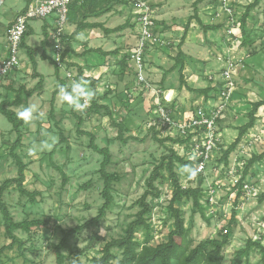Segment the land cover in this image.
<instances>
[{
	"label": "rangeland",
	"instance_id": "374dc122",
	"mask_svg": "<svg viewBox=\"0 0 264 264\" xmlns=\"http://www.w3.org/2000/svg\"><path fill=\"white\" fill-rule=\"evenodd\" d=\"M156 1L165 5L166 19H174L176 25L182 28L189 13H194L192 1L195 0ZM219 1H210L217 7L214 9V15ZM26 2L27 0H0V51L5 43L3 30L6 21ZM251 2L253 0H230L235 25L238 28L234 35L229 36L227 47H232L231 49L236 51V56L242 65L238 67L234 77L235 89L231 96V104L218 123L221 135L220 148L214 152L205 171L194 180L187 174H182L180 172L182 165L175 163L180 184L183 187L200 185L202 190L201 203L204 216L193 209L190 198L184 197L174 202V206L183 212L184 226L191 239L190 248L206 238L221 237L223 234L228 238L220 252L219 260L213 263L206 259L202 264H229L234 252L243 248L248 240L260 241L264 244V199L259 201V197L264 195V158L255 161L243 175L248 160L254 154L264 151V106L258 109L254 126L228 156V163H223L220 159L222 150L237 136V127L248 120L250 103L264 98V0L252 9L251 36L257 40L263 38L260 43L257 42L256 47L251 46L259 50L254 49L253 56H250L248 47L241 44L242 37L239 30L240 17L245 6ZM122 4L126 6L121 9L125 15L121 20L128 19L132 23L131 8L126 3ZM220 16L226 18V21L222 22L226 29L227 16L225 14ZM53 18L54 16H49L46 19L29 21L30 32L25 37V44L20 45L18 53L20 67L0 84V101H13L19 91L20 102L13 104L11 108L17 113L21 107L34 104L38 117L31 123L22 125V143L16 149V153L26 164L24 187L35 193L34 200L31 201L28 196L21 194L15 184L6 186L2 200L15 221L33 218L46 221L45 225L32 227L29 232L14 230L13 234L16 238L24 242L23 247L18 249L17 245H14L2 251L0 264H55L53 246L59 242L64 232L95 216L103 203L101 196L103 182L98 172L102 156L89 147L88 135L76 131L77 118L70 113L69 105L65 103L64 108L61 96H57L59 99L53 97V85L56 83L54 65L49 59H42L39 56L45 48L42 44L44 31L49 35L54 28ZM45 24L48 26L46 27ZM65 28L66 25L64 30ZM134 31L135 28L127 31V40ZM222 33L224 30L221 28L211 29L209 32L202 31L203 37L208 38L219 37L218 34ZM181 34L182 32L177 30L172 31L173 37H180ZM224 35L226 36L225 33ZM165 37L161 34V38L167 40ZM235 38L238 40L236 44H232ZM28 48H32L34 57L37 55V70L45 78L42 97L37 95L36 91L29 97L25 95V91L33 88L38 81V78L33 77ZM49 48L52 57L51 45ZM173 48L177 49L176 46ZM217 56L218 54L216 56L209 54L207 61L194 64V67L201 71L202 78L213 83L212 99L214 100L221 85L219 71L222 63L217 60ZM178 76L179 73L175 70L169 77L168 85L175 87ZM66 83L69 85V80ZM151 84L155 83L152 81ZM114 105L116 106V103ZM127 108V105H124L117 110L120 117L116 118L109 117L105 110L94 113L95 110L91 105L88 110L80 112L87 121L83 128L94 134V142L99 146L109 147L111 163L106 169L116 176L117 180L113 183V202L106 215L99 224L89 226L70 238L68 245L62 251L65 255L63 264H91L94 257L101 256L100 249L107 241L124 236L128 225L137 218L141 209L138 200L147 189L146 180L153 168L160 163L161 156L167 154L170 148L182 154L171 141L167 140L161 144L153 139V134L159 136L158 132L148 126L150 109L147 112V108L142 104L133 116L127 113ZM62 109L67 111L66 116L63 115ZM51 110L54 111V116L50 115ZM108 112L111 113L109 107ZM188 113L189 111L185 114ZM118 127L122 131V137L126 138L125 141L117 138ZM60 132H62V141H59ZM15 137L12 124L0 114V185L5 179L17 176L16 164L9 154L10 145ZM53 138H55L54 151L50 156L49 152L53 147L41 149L40 146L44 143H52ZM159 138L163 139V137ZM33 146H35L34 150L29 152ZM52 163L65 172L66 183H63L60 172ZM161 174L162 177L154 183L159 194L149 195L146 198L151 208L146 217L149 229L136 230V237L141 244L156 245L166 241L168 232L174 227L172 213L168 210L172 185L166 168L161 169ZM244 182L253 188L248 194L242 190ZM211 188L216 190L212 204L208 199ZM237 194L239 195L235 205ZM233 207L236 208V223L232 228H228ZM225 228L227 232H224ZM9 243L10 239L5 234L3 216L0 212V248ZM112 252L115 256L113 260L115 264L121 252L117 248H113ZM240 264H262L258 249L252 247Z\"/></svg>",
	"mask_w": 264,
	"mask_h": 264
},
{
	"label": "trees",
	"instance_id": "16d2710c",
	"mask_svg": "<svg viewBox=\"0 0 264 264\" xmlns=\"http://www.w3.org/2000/svg\"><path fill=\"white\" fill-rule=\"evenodd\" d=\"M80 0H71L69 3V11L67 16V22H73L75 20L76 9L78 2ZM95 1V0H92ZM101 3H107V1H112L114 3H126L124 0H98ZM199 0H196L193 5L196 6V3ZM260 0H253V2L247 4L245 6V10L240 17L239 23V30L240 35L242 37L241 44L243 46L248 45L249 37L246 32V21L250 15V12L254 7L258 5ZM195 18L197 22L200 24L203 30L207 29H217L219 25H205L203 24L197 17L196 8H194V13L188 19L187 24L184 28V33L180 39L178 47L182 44L183 39L186 36V32L190 23V20ZM129 20L125 23L118 25L114 28L108 29L104 28L100 23H77L75 30L72 34L83 27H101L105 32H115L118 30L125 29L129 26ZM132 25V24H131ZM134 25V24H133ZM30 32V29L24 34L21 45L25 44V37ZM47 33L44 31V39L42 40V44L49 43V39L47 38ZM64 40L66 41V47L69 48V39L64 35ZM100 51V50H96ZM28 55L32 61V73L33 77H37L38 81L33 88L30 90L25 91V95L27 97L31 96L35 91H37L43 82L42 74L37 71V64L33 55L32 48L27 49ZM182 54L181 50H178V53L175 58V66L180 64L179 56ZM42 59H49L55 68V73L57 72V64L54 60L48 58L44 52L41 53ZM183 65L182 63L179 66V82L182 84L184 83V78L182 74ZM80 75V74H79ZM62 85L63 82H61ZM61 85L58 86V90H56L53 95L59 91ZM187 89L195 91V92H208L210 88H201V89H192L187 87ZM19 92V91H18ZM17 92V96L13 101L8 100H1L0 101V114L4 115L7 120L12 124L13 130L16 134L15 140L10 145L9 154L14 159V162L17 167V176L12 178L5 179L2 184L0 185V212L3 216V225L5 234L9 237L10 243L6 246H2L0 248V253L7 248H12L14 245H17L18 249L23 247L24 242L16 238L13 234L14 230H22L25 232H29L32 227H38L41 225H45L46 221L40 218H33V219H24L21 221H15L11 214L8 211L7 205L2 200V194L4 189L8 184H15L17 190L26 196L29 197L31 201L34 200V192H30L24 187V180H25V168L26 164L22 161L20 156L16 153V149L22 143V132L21 126L24 124L22 120H19L16 116L15 110L11 108L13 104L20 102V94ZM63 102V101H62ZM52 103V100H51ZM64 103V102H63ZM91 106L94 110L104 109L107 112L109 117L111 113L108 112V107L103 104H98L95 99L92 100ZM264 106V98L253 101L250 103V109L247 113L248 120L243 124L237 127V136L235 139L225 148L222 150L221 161L223 163H228V156L232 153L237 145L240 143L242 137L248 132L250 128H252L255 124L257 119L256 113L260 107ZM50 115H53V110H51ZM81 123V119H78L76 131L78 133L86 134L89 136V147L95 151L96 153L102 156L100 161V166L98 169L100 178L103 182V187L101 190V196L103 198V203L101 204L98 213L93 216L92 218L84 221L83 223L76 225L72 228L66 230L59 240V242L53 246V252L55 254V264H63L65 260V255L63 254V249L68 245L70 238L78 234L81 230L99 224L100 220L106 215L107 211L112 205L113 202V183L117 180L116 176H114L111 172H108L106 167L111 163V151L108 146H99L94 142V134L81 130L79 128ZM153 139L157 142L163 144L164 141H171L176 142V140H171L168 138H159L156 135H152ZM117 138L122 139L123 141L126 140L122 137V131L120 127H118ZM62 139V132H60V140ZM59 140V141H60ZM53 149L49 152L51 156L53 154ZM264 158V151L260 154H254L247 162L246 168L243 172V175L247 173V169L251 166L255 161H259ZM175 163H179L183 165H191L193 167V162L188 160L182 156H179L175 150L169 149L168 153L161 156V161L157 164L151 174L146 180L147 189L144 191L140 199L138 200L140 211L138 212L137 218L133 220L127 227L125 235L120 238H113L110 241H107L100 249L101 256L94 257L92 259L91 264H114L113 260L115 256L112 252L113 248H117L121 252L120 258H118L115 264H202V262L208 259L210 262H217L220 258V252L222 248L228 241L227 235L223 234L221 237H214V238H206L205 240L200 241L194 247L190 248L191 246V239L188 237V230L184 226V217L183 212L180 208L174 206V202L177 200H181L182 198H190L192 200V207L194 210H197L204 216L203 205L201 203L202 197V190L200 185L195 187H183L179 182V176L175 170ZM55 169H57L61 176L63 183H66L67 176L65 172L57 166L56 164L52 163ZM166 168L168 172V177L171 181L172 190H171V199L168 205V210L172 213L174 219V227L170 230L167 234V240L156 245H148V244H141L137 237H136V230L138 228H142L144 230L149 229V224L147 222V216L150 213V206L146 201L147 196L153 195L157 196L159 191L155 186V181L162 177L161 169ZM240 184V182H238ZM154 191V192H151ZM236 196L234 203L236 205V201L238 198ZM264 199V195L259 197V201ZM236 223V208L233 207L231 210V217L228 221V228H232ZM226 232H227V228ZM93 239V238H92ZM255 247L258 249L259 253L261 254L262 264H264V244L260 241H252L248 240L246 245L243 248H239L234 252L233 257L230 259L229 264H240L242 259L246 257L249 253V250Z\"/></svg>",
	"mask_w": 264,
	"mask_h": 264
},
{
	"label": "crops",
	"instance_id": "0c3cea01",
	"mask_svg": "<svg viewBox=\"0 0 264 264\" xmlns=\"http://www.w3.org/2000/svg\"><path fill=\"white\" fill-rule=\"evenodd\" d=\"M195 1H192V3ZM210 1L212 0H199L196 3V6L193 5V8H196L197 17L205 25H219L217 29L221 28L225 33V25H223L222 22L226 21V18H223V16H215L213 14L214 9L217 7L211 4ZM260 1L258 4H260ZM152 4L156 10V23L158 30L161 34L166 36L165 38L169 42V45L155 47L154 49L146 51L144 55V72L147 78L149 77L148 79L150 82L152 83L153 81V83H155L153 85H155L156 88H159L165 94L170 93V96L168 97L173 99L172 104L176 107V117H181L189 109H193L195 104L206 100H213V83L207 79H203L201 71H198V69L194 67V64L207 61L209 54H214V56H216V54L227 51L229 48H227V46H229V37L225 36L224 33L218 34L219 37H203L202 31L209 32L211 29L203 30L197 20L192 18L186 36L180 47H178L180 39L184 33L185 25L187 24L189 17L193 15V12L189 13L182 28L176 25L174 19H166L167 13L164 11L165 5H162L160 1L156 0H152ZM124 6L126 5L122 3L117 4L112 1H107V3L101 4L98 0H80L78 2L75 20L73 22H67L64 30V35L69 39V48L64 49L62 54V65L58 66L56 73L54 68L56 83L53 85L52 94L58 90L57 88L59 85L63 86L61 82H63L64 85H67L66 81L69 80V85H71L73 81H83L90 89L95 91L96 95L94 99L96 102L109 107L113 118L120 117L118 116L117 110H120L124 105H127L128 107L127 113L133 116L137 112L138 107L142 104L147 108V112L149 111L148 109H150L151 100L150 94L152 92H143L136 89L134 67L129 61V52L136 42V35L134 31V35L132 34L131 38H128L127 40V31L132 28L134 30L133 23L129 21L130 25L125 29L110 33L105 32L101 27L87 26L72 34L75 30L76 24L79 22L83 24L100 23L104 28L108 29L125 23L128 19L124 21L121 20L125 17L124 13L121 12V9ZM23 7L19 8L16 13L9 16L4 25L3 31L5 35L9 24L14 20L15 16ZM250 13L251 14L246 21V32L249 37V43L245 46L250 50V56H253L255 50H258V48H251V46L256 47L255 45H257V42L260 43L264 37H258L259 40H257V38H252L253 10ZM45 26L47 27L48 25L45 24ZM174 30L182 32L181 36L173 37L172 31ZM174 46H176L177 49L173 48ZM49 47L50 43L45 44V48H43L42 52H44L48 58L52 59ZM179 49L182 52L179 56V60L180 64L182 63L183 65L182 74L184 83L181 84L179 82L178 76V83L175 82V87H171L168 85L170 81L169 77L175 70L179 73L180 64L175 66V58ZM39 56L41 57V54ZM36 57H34L35 61L37 59ZM67 73H70L72 77L65 78L67 77ZM42 77V86L36 91L37 95L40 97H42V92L45 87V78L43 75ZM187 87L192 89H210L208 92H195L187 89ZM58 95H60L59 91H57L53 97H57ZM115 103L116 106L114 105ZM62 104L63 106L66 105L65 103ZM61 111L63 112V115L65 114L66 116L67 111L64 109ZM69 111L73 114L72 116L77 118V123L78 119H81L79 128L87 131L86 128H83L87 123V121L83 119V114L80 113V111L73 110L70 106ZM84 111H86V109ZM98 111L99 110H95L94 113Z\"/></svg>",
	"mask_w": 264,
	"mask_h": 264
},
{
	"label": "built area",
	"instance_id": "2783aa9c",
	"mask_svg": "<svg viewBox=\"0 0 264 264\" xmlns=\"http://www.w3.org/2000/svg\"><path fill=\"white\" fill-rule=\"evenodd\" d=\"M124 1L131 8L136 35V42L129 52V61L134 67L136 76V89L152 92L148 126L158 132L159 137L176 140L172 143L181 150L182 154L176 153L191 160L193 167L198 169L199 175L205 171L214 152L220 148L221 135L218 123L231 104V96L235 89L234 77L238 67L242 64L236 56V51L231 49L232 47H227V51L219 53L217 60L222 63L219 71L221 85L218 88L216 100L197 103L193 109L188 110V114L176 117V107L172 104L173 99L159 88H154L144 73L146 51L169 45L167 40L161 38L158 30L156 10L151 0ZM70 2L71 0H27L6 31L5 43L0 51V84L20 67L19 48L24 34L29 29L30 20L54 16V28L49 33L48 39L53 50L52 59L57 66L62 65V54L66 44L64 26L67 23ZM221 14L227 16L226 36L234 35L238 27L235 25L230 0H220L215 15L220 16ZM236 40L238 38L232 40V44H236ZM66 76L72 77L70 73ZM252 189L248 183H243L242 190L247 194ZM209 193V203L212 204L216 190L211 188Z\"/></svg>",
	"mask_w": 264,
	"mask_h": 264
},
{
	"label": "clouds",
	"instance_id": "9594fccd",
	"mask_svg": "<svg viewBox=\"0 0 264 264\" xmlns=\"http://www.w3.org/2000/svg\"><path fill=\"white\" fill-rule=\"evenodd\" d=\"M61 99L64 103L68 104L75 111L83 112L90 105L92 100L95 98V91L90 89L87 84L83 81H73L71 85H63L59 89ZM43 115L42 113L40 114ZM19 120H22L25 124L31 123L37 117V108L34 104H30L21 109L16 113ZM55 143L53 138L52 143H44L40 147L41 149H51ZM29 149V152L34 150ZM182 174H187L190 179H195L198 175V169L191 165H183L180 169Z\"/></svg>",
	"mask_w": 264,
	"mask_h": 264
},
{
	"label": "bare ground",
	"instance_id": "6f19581e",
	"mask_svg": "<svg viewBox=\"0 0 264 264\" xmlns=\"http://www.w3.org/2000/svg\"><path fill=\"white\" fill-rule=\"evenodd\" d=\"M168 95V94H167Z\"/></svg>",
	"mask_w": 264,
	"mask_h": 264
}]
</instances>
